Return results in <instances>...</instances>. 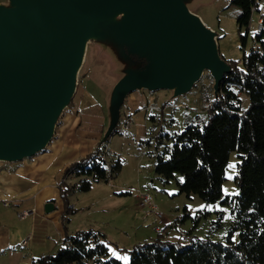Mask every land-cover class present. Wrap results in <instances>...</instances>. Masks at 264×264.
<instances>
[{"label":"water","instance_id":"water-1","mask_svg":"<svg viewBox=\"0 0 264 264\" xmlns=\"http://www.w3.org/2000/svg\"><path fill=\"white\" fill-rule=\"evenodd\" d=\"M109 35L130 61L140 65L132 57L145 58L147 64L127 71L113 87L100 145L114 134L129 95L174 91L173 100L208 72L216 97L230 73L216 33L186 0H9L0 6V162H21L45 150L76 93L87 43ZM43 210L49 215L54 204Z\"/></svg>","mask_w":264,"mask_h":264},{"label":"trees","instance_id":"trees-1","mask_svg":"<svg viewBox=\"0 0 264 264\" xmlns=\"http://www.w3.org/2000/svg\"><path fill=\"white\" fill-rule=\"evenodd\" d=\"M256 1H230L231 6L239 9L237 24L240 28L250 25L251 9ZM262 19L263 24L252 40L255 46L252 44L253 48L243 59V70L226 62L230 73L224 75L216 97L213 78L205 72L213 91L208 118L199 122L188 118L183 131L173 135H163L158 130L154 135L157 143L151 154L155 175L163 184L174 181L179 196L189 198L193 195L206 204L231 207L235 213L231 232H238V242L233 243L230 237L224 243L198 239L190 233L185 241L176 237L170 240L167 238L169 227H164L155 239L140 242L129 251L123 250L129 256V264H264V15ZM227 83H238L248 91L244 95L248 102L246 109L242 108L241 97L226 91ZM71 107L72 101L66 110ZM164 107L165 104L159 113L160 120ZM123 116L120 113V120ZM162 141L169 144L157 152ZM233 152L238 159L234 181L239 195L223 197L222 184ZM99 153L97 148L63 170L61 183L57 186L63 203L59 217L62 246L54 254L40 256L33 264H122L109 256L110 243L102 233L89 230L68 235L65 227L69 217L76 212L68 201L72 189L88 193L93 183L108 184L122 169L123 162L118 157L108 158L109 164L97 159ZM73 171L78 183L72 187L63 180Z\"/></svg>","mask_w":264,"mask_h":264},{"label":"rangeland","instance_id":"rangeland-1","mask_svg":"<svg viewBox=\"0 0 264 264\" xmlns=\"http://www.w3.org/2000/svg\"><path fill=\"white\" fill-rule=\"evenodd\" d=\"M230 1L231 0H186V5L190 12L198 16L207 28L216 33V43L222 59L225 62L233 63L236 69L241 71L243 70L244 57L247 56L253 48L252 40L257 33V15L252 17L248 27L240 28L237 24L240 13L239 9L231 6ZM0 6L8 7L9 0H0ZM119 21L120 17L116 18V22ZM242 39H244V42ZM120 47L121 46L116 43V39L110 38V35L106 36L98 42V44L93 41L87 43L84 62L78 74L76 93L72 99V106L73 104L74 106L71 109H76V103L80 104L81 100L84 102V107L87 106L89 100H96L97 103L100 102V106H96L95 111H99L100 114L104 116V127L102 133H100L98 137L101 140L108 127L109 99L116 82L122 78L127 71L137 70L140 65L144 67L147 64V59L145 58L139 59L137 57H132V60L140 61V65L130 61L128 57L123 54V49ZM211 87L212 82L207 76V73L204 72L195 88L185 96L171 100L175 95L174 91H158L151 94L147 91H138L126 98L124 104L128 98L135 95L136 98L138 97V100L142 102L141 106L147 104L151 107L150 109H145L146 113H148V128L144 130L141 127V121L135 119V126H133V129L131 128L130 132L125 134H116L114 132L104 144L100 145V142L97 144L96 149L99 148L100 152L102 151L103 153L106 151L107 163L109 162L110 164L111 162L108 158L118 157L125 163V166H123L119 176L111 180L110 183H93L91 191L88 193H81L76 188L72 189L68 196V201L70 207L76 212L69 217V223L65 226L68 235L92 230L100 233L105 232L112 236L113 234L123 231L124 233L120 235H123L127 240L126 235L130 234L133 229V210L135 211L140 207V198H138V194L140 192H148L153 196L155 204L163 214L164 224L171 223L174 225L173 229H171L170 233L167 235V238H170V240L173 236L182 240H187L188 233H190L198 239H211L224 243L226 238L230 237L233 243L238 242V232H231L235 225V213L231 210V207H224L219 204H206L197 196H190L189 198L185 195L179 196L177 194L178 188L174 181L163 184L155 179L156 176L151 161V154L157 143V140L154 139V135L158 130H161L163 135H173L183 131L188 118L191 119V121L196 120V122L208 118V109L213 102V91ZM240 100L242 108L246 109L248 107L246 96H242ZM177 103L184 104L185 108H166V106ZM164 104L165 107L162 111L163 117L160 120L159 113ZM123 106L121 107L120 113L122 116L124 115V118L126 114L123 112ZM68 111L69 110L65 109L63 112L64 115L68 113ZM92 111L82 110L83 113ZM63 113L62 116L58 118L59 124L58 127L55 128V135H57V131H59V127L62 125ZM152 118L154 119L153 121L150 120ZM137 124H139V126ZM139 127L142 129L141 131H145L144 136L142 132L140 135L135 134ZM55 140L56 139L53 138L52 141ZM50 143L45 150L48 149ZM141 144L144 145V148H140ZM166 144L169 143H167V141H162L157 152H160L162 146ZM15 163L0 162L1 165L4 164L6 166ZM237 164L238 159L236 153L233 152L230 154L225 171V181L222 184L223 197H236L239 195V188L234 181L237 174ZM229 165H235V169H231ZM52 170L54 171V168ZM53 171L46 177L47 181L51 180L49 176H51ZM75 174V171L71 172L63 181L69 186H75L74 184H77L76 181H78ZM61 180L62 176H60V174L54 176L53 181H55L57 185L61 183ZM163 192L170 196L166 198ZM126 193H129V195ZM172 194H175L176 197L172 198ZM61 206H63V203L60 200V207ZM58 207L59 205L56 206V208ZM184 207L190 212V217L186 218L184 221H178L179 218L177 219L176 217V211L178 212L177 214L183 216ZM143 210L148 212L146 208H141V211L138 209L136 212H142ZM196 218L198 220H196ZM196 221L197 223H194ZM59 225L61 226L60 222ZM155 226H157L156 223L154 224V229ZM164 227V225L160 227V230ZM36 232H38V229ZM156 237L157 236H154V239ZM45 238L46 236L43 235V239ZM111 238L113 237H110V239ZM147 241H149V239H147ZM60 243L61 247L62 240ZM57 246H59V244H57L54 250L49 254L55 252L58 248ZM112 252L117 253L112 254V258L120 257V259L117 258V260L122 264H129V256L127 253ZM125 256H127V260L123 259Z\"/></svg>","mask_w":264,"mask_h":264},{"label":"crops","instance_id":"crops-1","mask_svg":"<svg viewBox=\"0 0 264 264\" xmlns=\"http://www.w3.org/2000/svg\"><path fill=\"white\" fill-rule=\"evenodd\" d=\"M83 104L81 100L80 104L76 103V109H71L73 104L68 113L64 115L62 125L54 137L56 140L50 143L47 150L13 165L0 164V264H33L40 255L52 252L57 244H59L57 247H60L63 234L59 225V216L63 206L60 207L58 185L53 181L54 176L58 174L61 176L69 164L93 152L97 144L101 142L98 137L104 127V116L99 111H95V107L100 106V102L89 100L86 107ZM141 104L138 97L133 95L124 104L123 112L126 116L133 117V126L137 119L141 121V127L146 130L148 113L145 109L151 107L147 104L141 106ZM82 110L93 111L83 113ZM141 130L139 127L135 134L140 135L142 132L144 136L145 131ZM123 166H125L124 162L122 168ZM51 171H53L49 176L51 180L47 181L46 177ZM155 179L159 180L157 176ZM163 193L166 198L170 196ZM171 197L176 196L172 194ZM48 202L54 204L55 211L46 215L43 206ZM57 205H59L58 208H56ZM138 209L141 211V207ZM136 210H133V229L130 234L126 235L127 240L120 235L124 233L123 231L112 236L102 232L107 242L110 243L108 250L110 257H113L112 254H117L112 251L121 253L123 250L129 251L134 245L147 241V239L152 240L154 236H157L158 231H156V226L154 229V220L148 212L144 210L136 212ZM21 212H28V216L20 219L18 214ZM183 212L184 215L181 216L176 211L177 219L185 220L190 217V212L186 207ZM164 226L169 227L168 235L174 225L169 223ZM37 229L38 232H36ZM43 235L46 236L45 239ZM110 237L113 238L110 239ZM29 238V242L24 246L23 242Z\"/></svg>","mask_w":264,"mask_h":264},{"label":"built area","instance_id":"built-area-1","mask_svg":"<svg viewBox=\"0 0 264 264\" xmlns=\"http://www.w3.org/2000/svg\"><path fill=\"white\" fill-rule=\"evenodd\" d=\"M255 6L251 9V12L254 15H257V31L260 30L262 24H263V15H264V0L263 1H256ZM255 46V42L253 43ZM226 91L230 94H232L234 97L240 98L244 95L248 94V91H245L241 85L238 83H227L226 84ZM166 108H177V109H184L185 106L182 103L173 104L170 106H166ZM133 117L132 116H126L122 117L119 121L115 133L116 134H125L130 132L132 126H133ZM141 148H144V145H140ZM97 159L106 161V151L103 153L102 151L97 156ZM110 183V181L108 182ZM138 198H140V207L146 208L148 210V214L153 218L154 223H156V231H160V227L164 225V218L161 211L158 209L157 205L154 202L153 196L150 193H139ZM28 216V212H21L18 214V217L20 219L26 218ZM196 220H198L196 218ZM30 238L27 241L23 242V245H27ZM185 240V239H184Z\"/></svg>","mask_w":264,"mask_h":264},{"label":"snow or ice","instance_id":"snow-or-ice-1","mask_svg":"<svg viewBox=\"0 0 264 264\" xmlns=\"http://www.w3.org/2000/svg\"><path fill=\"white\" fill-rule=\"evenodd\" d=\"M229 167L233 170L235 169V165H229ZM117 258L120 259V257ZM123 259L127 260V256L123 257Z\"/></svg>","mask_w":264,"mask_h":264}]
</instances>
